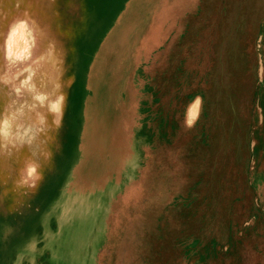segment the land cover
<instances>
[{"label":"rangeland","instance_id":"obj_1","mask_svg":"<svg viewBox=\"0 0 264 264\" xmlns=\"http://www.w3.org/2000/svg\"><path fill=\"white\" fill-rule=\"evenodd\" d=\"M165 1L172 48L80 85L44 54L85 41L68 6L0 0V118L26 123L0 134V264H264V0Z\"/></svg>","mask_w":264,"mask_h":264},{"label":"crops","instance_id":"obj_2","mask_svg":"<svg viewBox=\"0 0 264 264\" xmlns=\"http://www.w3.org/2000/svg\"><path fill=\"white\" fill-rule=\"evenodd\" d=\"M53 1L55 5L60 4L62 1L68 6L66 9L68 13L64 15H67L69 21H72V26L73 19H75V37H84L85 41L83 44L80 43L78 45L72 39L69 40V34L72 33L69 32L71 28H68L66 25L60 33L54 34V41L51 43V47L44 48L45 59L48 61L53 59L52 61L54 62V59L57 58L58 63L53 66L51 65L54 68H60L61 66L64 70L76 69V79L79 78V81L76 80L77 84H89L91 81L88 76L85 77L86 80H80L83 77L81 75H83L84 69L92 68L94 71L103 69H129L133 68L136 62H140L141 58L143 61H151L152 56L154 58L155 48H163V46L165 48H172L170 44L168 47L167 38L173 36L174 16L173 13L168 15L165 12L164 18H160L161 14L163 15L162 11L166 8H160L161 2H157V0ZM147 3H152L154 8V13L148 19L151 23H143L146 17L142 8L143 6L146 7ZM165 4L168 5V0L165 1ZM121 11L126 12L121 15ZM119 16L120 20H122L121 26L113 30L110 35L112 44L110 43L111 45L106 48L103 43L100 44L101 38L114 26V22ZM67 17L63 16L64 19ZM153 21H159V24L154 25ZM162 21L165 22V28L157 29ZM168 21L170 23L169 30ZM95 29L96 33L94 35L92 32ZM49 35V30H47V36L49 37ZM60 41H62L64 47H60ZM55 48H61L57 56L52 53L53 50L55 51ZM134 48H151L149 50L151 52L150 56H147V51L145 52L146 56L140 50H138V53H135L133 51ZM107 54H110L109 58H107ZM138 67H141V64ZM78 70H80V73Z\"/></svg>","mask_w":264,"mask_h":264},{"label":"bare ground","instance_id":"obj_3","mask_svg":"<svg viewBox=\"0 0 264 264\" xmlns=\"http://www.w3.org/2000/svg\"><path fill=\"white\" fill-rule=\"evenodd\" d=\"M12 39L10 40V43H7V45L4 47V49H3V53L5 54V55H7L10 59H11V62H16V63H18L19 64V66H21L22 68H24V66L25 65H27V63H23L21 60H25V62L27 61V60H29L28 58H23V59H20L21 58V56L18 54V53H15V54H13L12 53ZM31 59V58H30ZM32 60V59H31ZM22 65H24V66H22ZM28 73V74H27ZM26 73V75H24V77H23V80L21 81V78L20 77H18V76H15V79H14V81H13V85L12 86H15L16 88H17V90H19L20 91V93H21V91L22 90H24V81H26L27 83H28V85H30V86H32L33 87V82H32V72H30L29 70H28V72ZM31 87V89L33 90V88ZM34 91V90H33ZM31 92V91H30ZM35 92V91H34ZM33 93V92H32ZM37 93V92H36ZM34 94L33 93V97H36V98H39L40 99V101L42 102L44 99H43V97H41V96H37V94ZM38 99V100H39ZM61 104H62V102H61ZM57 105H59V103L58 102H54V103H52V107L54 108V109H56V107H57ZM52 109V108H51ZM53 109V110H54ZM40 121V120H39ZM38 121V124H37V126L38 125H40L41 124V122H39ZM24 125H26V123H24V121L23 120H20V110H9L8 112H7V114L6 113H4V115L0 118V134L2 135V137L4 138V139H7V138H9V137H15L16 136V139H17V137H18V133H19V129H21V127L22 126H24ZM25 127V126H24ZM26 128H23L22 129V132H24V130H25ZM27 129H29L30 130V128H27ZM29 130H27V131H29ZM26 131V130H25ZM17 134V135H16ZM24 134V133H23ZM12 135V136H11ZM20 135H22V134H20ZM19 138V137H18ZM20 138H22L21 136H20ZM19 138V141L21 140ZM11 139V138H10ZM18 140V139H17ZM23 140V139H22ZM21 142V141H20Z\"/></svg>","mask_w":264,"mask_h":264}]
</instances>
